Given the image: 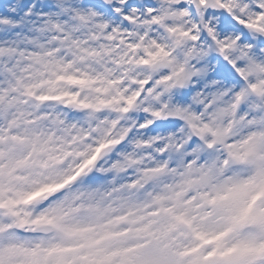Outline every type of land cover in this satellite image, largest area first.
<instances>
[{
	"label": "clouds",
	"instance_id": "9594fccd",
	"mask_svg": "<svg viewBox=\"0 0 264 264\" xmlns=\"http://www.w3.org/2000/svg\"><path fill=\"white\" fill-rule=\"evenodd\" d=\"M0 264H264V0H0Z\"/></svg>",
	"mask_w": 264,
	"mask_h": 264
}]
</instances>
